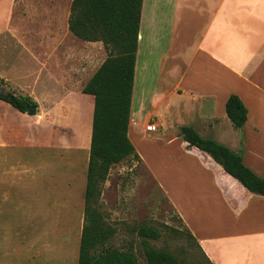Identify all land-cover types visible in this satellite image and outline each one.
Listing matches in <instances>:
<instances>
[{"label": "crops", "instance_id": "1", "mask_svg": "<svg viewBox=\"0 0 264 264\" xmlns=\"http://www.w3.org/2000/svg\"><path fill=\"white\" fill-rule=\"evenodd\" d=\"M72 2L0 0V80L39 103L35 115L15 108L19 143L16 137L6 141L0 128V173L36 172L30 159L42 147L49 160L40 169L56 173V167L49 170L50 160L65 162L71 151L70 182L87 183L95 97L83 89L108 53L103 41L83 40L70 30ZM9 49L12 54L6 55ZM141 55L143 76L151 65L157 84L149 101L142 93L135 108ZM168 60L173 81L165 89ZM232 93L249 111L247 123L237 129L241 136L232 128L229 135L224 127L232 125L225 109ZM184 98L197 109L196 118L182 126L227 145L264 177V0H142L128 132L132 142L151 135L144 110L158 115L161 127L165 122L158 109L169 110L173 99ZM173 140L197 164L187 167L190 183L175 184L167 195L210 262L264 264V195L247 190L207 153L189 146L183 133ZM136 153L143 163L145 155L137 148ZM131 157L136 158L126 160Z\"/></svg>", "mask_w": 264, "mask_h": 264}, {"label": "rangeland", "instance_id": "2", "mask_svg": "<svg viewBox=\"0 0 264 264\" xmlns=\"http://www.w3.org/2000/svg\"><path fill=\"white\" fill-rule=\"evenodd\" d=\"M166 46L163 43L161 47ZM10 54L12 51L9 49L6 55ZM142 59L144 56H139L135 108L142 93L146 96V103L149 101L157 84V74L151 65L143 76ZM170 65V60L166 61L165 89L173 81L167 75ZM0 85L4 90L22 94L3 79ZM171 104L169 110L158 109L165 122L163 126L151 132L150 136L134 137L135 147L145 155L143 163L131 157L110 170L100 185L94 206L115 230L107 245L132 251L138 264H147V245L172 253L184 264H211L190 236L189 228L167 195L168 191H174L175 184L190 183L193 174L187 167L197 164L185 154L180 143L173 140L177 134L182 135L185 127L182 123L196 118L197 108L187 98L181 102L173 99ZM148 114L144 110L142 120L145 121ZM157 116L153 115L152 119L157 120ZM18 123L19 112L12 105L0 101V128L6 132H1V136L6 141L11 142L16 137L20 142L21 127ZM224 127L229 135L239 133L230 122ZM36 133L31 135L35 138ZM36 148L37 156L30 159L36 166V172L27 175L13 171L0 173V264H78L86 184H80L78 180L70 182L71 151H67L65 162L50 160L53 163L48 165L49 170L56 167V173L49 174L48 170L40 169L48 163V157L43 155L47 149ZM141 225L158 228L160 238L139 236Z\"/></svg>", "mask_w": 264, "mask_h": 264}, {"label": "trees", "instance_id": "3", "mask_svg": "<svg viewBox=\"0 0 264 264\" xmlns=\"http://www.w3.org/2000/svg\"><path fill=\"white\" fill-rule=\"evenodd\" d=\"M141 7L142 0H73L71 6L70 30L83 40L103 41L108 53L83 89L84 93L94 95L95 106L78 264H138L132 251L107 245L115 230L106 223L94 201L113 165L129 156L139 158L128 132ZM4 91L1 100L23 113L37 114L39 103L33 97ZM225 109L234 128L245 126L249 111L239 95L230 94ZM184 139L189 146L207 153L247 190L264 195V177L255 173L241 154L203 137L193 128L184 134ZM138 234L145 239L161 236L158 228L148 225H141ZM189 234L211 263L191 231ZM145 258L147 264H184L172 253L149 245L145 247Z\"/></svg>", "mask_w": 264, "mask_h": 264}, {"label": "built area", "instance_id": "4", "mask_svg": "<svg viewBox=\"0 0 264 264\" xmlns=\"http://www.w3.org/2000/svg\"><path fill=\"white\" fill-rule=\"evenodd\" d=\"M153 116V115H152ZM152 116H147L146 120H145V130L149 131V132H155L158 130V128L161 125V122L159 119L157 120H153Z\"/></svg>", "mask_w": 264, "mask_h": 264}, {"label": "water", "instance_id": "5", "mask_svg": "<svg viewBox=\"0 0 264 264\" xmlns=\"http://www.w3.org/2000/svg\"><path fill=\"white\" fill-rule=\"evenodd\" d=\"M5 93L4 88L0 86V96H3ZM189 131V127H183L182 132L183 134H186Z\"/></svg>", "mask_w": 264, "mask_h": 264}]
</instances>
